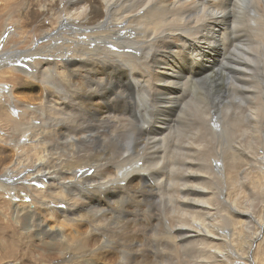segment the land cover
Returning <instances> with one entry per match:
<instances>
[{
    "label": "bare ground",
    "instance_id": "bare-ground-1",
    "mask_svg": "<svg viewBox=\"0 0 264 264\" xmlns=\"http://www.w3.org/2000/svg\"><path fill=\"white\" fill-rule=\"evenodd\" d=\"M0 1V15L25 6L51 21L26 50L0 52V80L25 85L8 67L17 58L44 91L41 108H24L0 84L16 156L0 177L11 183L0 184V253L31 257L38 244L67 264H90L89 249L115 264H258L264 17H245L264 0ZM65 227L88 232L71 241Z\"/></svg>",
    "mask_w": 264,
    "mask_h": 264
},
{
    "label": "rangeland",
    "instance_id": "rangeland-1",
    "mask_svg": "<svg viewBox=\"0 0 264 264\" xmlns=\"http://www.w3.org/2000/svg\"><path fill=\"white\" fill-rule=\"evenodd\" d=\"M28 1L29 0H23L24 3H27ZM32 1L37 2L38 0H31L30 2H32ZM65 2L66 1H64L63 3H65ZM2 3H3V1H0V9L2 8V5H1ZM47 4H48V2H47ZM43 5H44V3H43ZM33 9H34V12H36L38 14L40 7L35 6ZM17 10L18 11L15 13V17H11L9 12H7V11L5 13H4V11H1V15H0V38H1V44H2V42H3V44H2V46H0V52H6V50L8 51L9 49H13V48H19V49L21 48V50L24 51L28 48V46H30L32 41H36L37 36L41 32L50 29L51 21L49 19L44 21V17L49 16V15H47V13H46V15H42V17L39 19V21L36 22V20H34V18L28 14V10L25 9V6H22V7L18 8ZM45 10H47V8H45ZM18 14H20V16ZM263 17H264V14L262 15V12H256V13H254V15L252 13V16H251V13H247L245 20H247V21H250V20L251 21L252 20L253 21H259ZM229 26L232 28L233 25L230 23ZM228 45H229L228 49L230 46H233V44H231V41L228 42ZM232 51H233V49L231 51L227 52L228 55L226 56V59L228 58L229 54ZM24 57H22V58H24ZM14 58L15 57H12V60ZM16 60H17V58H15V61L13 62V64H11L8 67L13 68L15 70V74L17 73L18 75L23 77V78H21V77H17V78L20 81H22L23 84H25V85L20 89L17 88V86L14 87V85L12 83L13 82L12 79L9 78L10 75H7L8 77L5 76V77H7L5 79H1L0 84L3 83L7 90L13 92L11 96H12L13 100H15L16 102L19 103L18 106H21L24 108H32V109L41 108L42 107L41 103L43 102V98H44V96H43L44 91L42 90L41 86L36 83L37 81L34 83V85H32L29 81H27L25 79L29 74H27L28 73L27 69H25V66H23L24 61L21 60V61L17 62ZM24 60L26 61L27 58ZM45 60L46 59L43 58L42 56H37V57H33L32 59H30L29 63H32V64L35 62L39 63V62H43ZM54 63L55 64H61V63H63V61L61 59H54ZM28 85H30L31 87H28ZM44 129H47V128H44ZM8 130H9V128L6 127V125H4V123L0 120V145H1L0 146V177L3 176L4 172L7 169H10L11 167H13L15 164L14 162H16V156L14 154L15 149L13 148L12 144H7L4 142L5 137H7ZM21 141H23V139H21ZM7 157L9 158V160L5 161V159ZM12 160H13V163L10 164V162ZM0 181H2V182H0V184H2V185L4 183H6L7 185L11 186V183L6 178H2V179H0ZM15 185H20V184H15ZM134 185H136V183ZM25 192H26L25 194H27V193L31 194L30 192H27V191H25ZM0 196H1V192H0ZM5 196H7V195H5ZM2 198H4V197H2ZM21 198L22 199L24 198L23 194L21 195ZM4 200L9 202L12 200V197L7 196L4 198ZM49 207H50L49 209L52 210L54 205H51ZM34 208H35L34 205H32V209H34ZM53 217H55V216H53ZM53 217H51V215H47V217L46 216L41 217L42 221L44 223L46 222L45 225L47 224V226H46L47 229H50V228L52 229V227L55 228V226L57 228V226L59 225V222H58V224H55V222H53L54 221L52 219ZM9 219H10V221H12V223L14 225H16L18 228H20V226H18L16 224L17 221L14 219V217L9 218ZM65 228H66V229H64L65 235L67 234L66 236H68V238L71 239V241L73 240V238L75 236H77L79 238L80 235L85 236L88 232L87 227H84L79 231L78 230L77 231L71 230L69 227H65ZM20 232L24 233L25 231L20 230ZM34 250H35L34 253L36 251L37 252L34 255H31L32 258L30 256H26V257L21 256V257L15 258V257H11L10 255H4L3 253H0V264H9V263H15V264L16 263L17 264H46V263L47 264H67L65 261L66 260L68 261V259L64 260L63 257L59 256V254H58L59 252H57V250L46 251L47 252L46 253L43 250H41L40 248H38V244L35 245ZM91 250L92 249H89V253H88L89 257L87 260L90 264H115L117 262L116 259H107V258H102L101 260L97 261L95 258H93V255H91L92 254ZM42 254H44V255L48 254L50 256H47V260L39 261V256H41ZM66 257H68V256H66ZM19 258H21V260ZM36 258H38V260L36 262H32V261H34L33 259H36ZM256 258H257L258 264H264V251H259Z\"/></svg>",
    "mask_w": 264,
    "mask_h": 264
}]
</instances>
